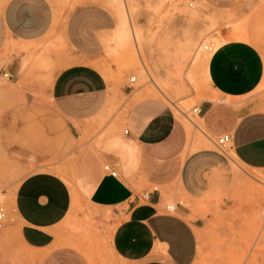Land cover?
<instances>
[{"label":"rangeland","instance_id":"obj_1","mask_svg":"<svg viewBox=\"0 0 264 264\" xmlns=\"http://www.w3.org/2000/svg\"><path fill=\"white\" fill-rule=\"evenodd\" d=\"M49 1L54 23L41 41L6 42L3 70L15 58L21 63V76L17 80L9 78L8 71L0 73V190L11 196L19 182L49 173L67 184L72 204L52 248L30 250L13 235L2 264H121L111 247L119 221L113 220L110 209L80 199L71 183V169L88 131L85 137L79 127L76 132L60 116L51 127L43 99L41 108L27 109V96L36 102L41 96L29 93L34 90L29 86L45 89L56 72L75 64L92 65L112 82L122 134L130 128L128 118L143 103L176 105L193 121L188 124L191 133L185 118L180 120L191 134L187 148L193 142V151L205 140L228 163V168L211 176L217 180L201 196H185L177 190V197L172 192L166 200L165 206L182 203L197 226L199 249L194 264H264V171L237 163L229 149L222 152L216 147L217 138L210 143L194 112L204 101H216L213 95H218L209 75L212 54L204 51L205 45L214 42L219 48L230 33L236 41L264 47V0H128L131 43L125 47L112 42L119 23L104 0ZM142 68L147 69L145 79L138 77ZM132 77L137 80L133 86ZM12 90L19 93H8ZM147 90L155 94L148 95ZM164 92L173 99L165 98ZM4 109L10 112L8 128L1 123ZM165 112L173 116V123L183 126L173 109ZM97 133L95 128L93 137ZM3 134L9 139L3 141ZM155 187L161 190L152 185L150 191ZM1 194L0 203L9 214Z\"/></svg>","mask_w":264,"mask_h":264},{"label":"crops","instance_id":"obj_2","mask_svg":"<svg viewBox=\"0 0 264 264\" xmlns=\"http://www.w3.org/2000/svg\"><path fill=\"white\" fill-rule=\"evenodd\" d=\"M53 23L49 0H0V73L8 71L17 80L21 76V63L15 58L3 70L6 42H39ZM229 34L209 61L211 85L220 101L206 100L199 107L203 136L214 144L212 137L230 134L232 158L249 170L264 171V47L236 41ZM111 87L97 68L75 64L56 72L45 89L29 86L34 89L29 93L41 96L39 102L27 96V109L40 107L43 99L51 127L60 116L85 137L88 131L71 169V183L80 199L110 209L113 220L119 221L111 247L121 264H194L199 249L197 226L182 203L176 204L175 213H168L166 200L172 192L177 197V190L185 196H201L217 180L211 176L228 168V163L205 140L193 151V142L187 148L186 125L178 118L184 127L173 123L165 109L147 116L153 109L151 101L136 108L128 118L129 133L122 134ZM1 123L8 128L9 109L3 110ZM95 128L98 133L93 137ZM8 139L3 134L2 140ZM105 163L119 172L118 178L105 172ZM152 185L161 190L150 191ZM0 191L13 217L9 227L0 231V264L13 235L30 250L52 248L71 209L67 184L55 175L40 173L19 182L11 196Z\"/></svg>","mask_w":264,"mask_h":264},{"label":"bare ground","instance_id":"obj_3","mask_svg":"<svg viewBox=\"0 0 264 264\" xmlns=\"http://www.w3.org/2000/svg\"><path fill=\"white\" fill-rule=\"evenodd\" d=\"M56 1V0H55ZM105 4L107 5V7L114 13L118 23H119V28H118V31L115 33L113 39H112V42L117 44V46H121V47H125V46H128L130 43H131V35H130V30H129V19H130V13H129V9H128V0H104ZM131 2V1H130ZM129 2V3H130ZM132 3V2H131ZM133 12V11H132ZM145 68V67H144ZM141 71L139 72V76L140 78H143L145 79L146 78V73H147V69H140ZM151 81L154 82L151 78ZM156 84V83H154ZM161 84V83H160ZM162 85V84H161ZM157 86V84H156ZM163 86V85H162ZM175 88V87H174ZM160 89V88H159ZM161 90V89H160ZM159 90V91H160ZM164 90V89H163ZM161 90V92L163 91ZM177 90V88H176ZM181 90V89H180ZM149 90L146 91V93L148 92ZM166 91V90H165ZM176 92V91H175ZM152 95L153 93L151 92H148V95L150 94ZM163 93V92H162ZM161 93V94H162ZM155 94V93H154ZM153 94V95H154ZM165 98H167L169 101H171L173 98L170 96V99L169 96L167 95V92H164V95ZM139 97L142 98V96L139 95ZM138 97V98H139ZM226 97V96H225ZM140 98V99H141ZM147 98V97H146ZM150 98V97H149ZM176 98V97H175ZM223 98V97H222ZM221 98V99H222ZM228 98V97H227ZM213 99H215L216 101L219 100V95H213ZM137 100V99H136ZM139 100V99H138ZM228 100V99H227ZM166 108H171L174 110L175 112V115L176 117L181 120L182 117L185 118V120L187 121L186 124H187V127H189V132L192 133V129H191V125L189 126L188 124H193V121L190 117H188L184 111L182 110V108H180L179 106H176V105H168V104H165V103H157L155 102L153 104V109H151V115H155V114H158V113H161L164 109ZM165 111V110H164ZM166 113V112H165ZM121 119V118H120ZM183 120V119H182ZM181 120V121H182ZM118 122V121H117ZM183 122V121H182ZM202 130H204L203 126H202ZM205 131V130H204ZM189 135H191L189 133Z\"/></svg>","mask_w":264,"mask_h":264},{"label":"built area","instance_id":"obj_4","mask_svg":"<svg viewBox=\"0 0 264 264\" xmlns=\"http://www.w3.org/2000/svg\"><path fill=\"white\" fill-rule=\"evenodd\" d=\"M218 48L216 47V44L214 42H209L204 47V51L213 54L216 52ZM11 78V77H9ZM137 82L135 77H132L130 79V84L133 86ZM194 112L199 115L200 110L196 108ZM129 130H125V134H128ZM216 147L221 150L222 152H226L227 149H232V136L230 134H225L223 136H220L216 140ZM105 172H107L111 177L118 178L119 172L109 163L105 164L104 166ZM156 191V188L153 190ZM150 194H147L145 197L148 199ZM166 211L168 213H175L176 211V205H166L165 207ZM13 221V218H11L5 209V207L0 203V231L4 230L8 224H10Z\"/></svg>","mask_w":264,"mask_h":264}]
</instances>
